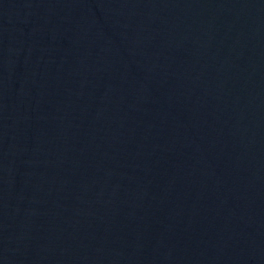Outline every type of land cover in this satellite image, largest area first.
<instances>
[{
	"label": "water",
	"instance_id": "95a60500",
	"mask_svg": "<svg viewBox=\"0 0 264 264\" xmlns=\"http://www.w3.org/2000/svg\"><path fill=\"white\" fill-rule=\"evenodd\" d=\"M0 264H264V0H0Z\"/></svg>",
	"mask_w": 264,
	"mask_h": 264
}]
</instances>
